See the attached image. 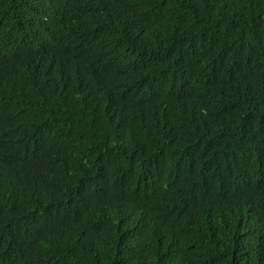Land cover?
I'll list each match as a JSON object with an SVG mask.
<instances>
[{
	"label": "trees",
	"instance_id": "trees-1",
	"mask_svg": "<svg viewBox=\"0 0 264 264\" xmlns=\"http://www.w3.org/2000/svg\"><path fill=\"white\" fill-rule=\"evenodd\" d=\"M260 140L264 0H0V264H264Z\"/></svg>",
	"mask_w": 264,
	"mask_h": 264
},
{
	"label": "clouds",
	"instance_id": "clouds-1",
	"mask_svg": "<svg viewBox=\"0 0 264 264\" xmlns=\"http://www.w3.org/2000/svg\"><path fill=\"white\" fill-rule=\"evenodd\" d=\"M52 34V32L50 33ZM48 34V35H50ZM47 35L42 36V38H45ZM51 36V35H50ZM50 36L47 38L49 39ZM35 44H43V40L37 41L35 42ZM26 49H23L24 53L27 54L26 59L30 62H32L35 65L40 64L41 66H44V64L48 63L52 57L49 53H40V50H38L37 48H34V44H29L25 46ZM56 61V64L58 63V59L54 58ZM79 89V81L78 79L74 78L72 72L69 70L68 71V66L66 69V77L64 80V91L62 93V95H60V97L64 98L65 101V106L68 107V103L71 99L74 98V96L76 95L77 91ZM71 101H70V105H71ZM120 132V131H119ZM117 130V133L120 134ZM250 148V147H249ZM260 150H264V140H260L258 141V143L254 144L251 147V151L254 153V155L259 156V152ZM160 155V154H159ZM158 155V156H159ZM157 156V158H158ZM231 166V165H228ZM220 168H224V164H221ZM235 175H230L227 176L231 179H237L238 175L241 173V171L237 170L235 171ZM228 179L230 181H234ZM193 180V179H192ZM124 181H122V185L118 186L114 193H112V197L110 199L109 202V207L110 204L112 203V207L115 209V212L118 213L120 216L127 218V219H131V218H135V213H136V209H135V199L129 195H122L120 193V190L122 188V186L124 185ZM191 180L190 179H186L184 181H182L183 184H190ZM137 183V182H135ZM218 186L213 185V184H209V183H202V182H198V181H192V189L193 191L197 194V195H206V199L209 200H215V199H221L220 195L222 194V192H218L217 189ZM120 188V189H119ZM219 204V203H218ZM224 206L221 210L225 211L226 213H228L231 209H233V205L232 204H227V205H222ZM253 208L255 209H260V206L257 204H252Z\"/></svg>",
	"mask_w": 264,
	"mask_h": 264
}]
</instances>
